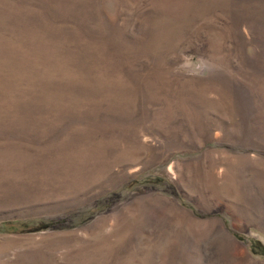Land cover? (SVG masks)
Listing matches in <instances>:
<instances>
[{"label":"rangeland","instance_id":"1","mask_svg":"<svg viewBox=\"0 0 264 264\" xmlns=\"http://www.w3.org/2000/svg\"><path fill=\"white\" fill-rule=\"evenodd\" d=\"M0 264H264V0H0Z\"/></svg>","mask_w":264,"mask_h":264},{"label":"trees","instance_id":"2","mask_svg":"<svg viewBox=\"0 0 264 264\" xmlns=\"http://www.w3.org/2000/svg\"><path fill=\"white\" fill-rule=\"evenodd\" d=\"M43 226V225H42ZM45 226V225H44Z\"/></svg>","mask_w":264,"mask_h":264}]
</instances>
